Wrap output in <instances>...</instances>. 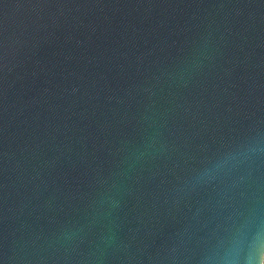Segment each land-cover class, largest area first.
<instances>
[{"label": "water", "instance_id": "obj_1", "mask_svg": "<svg viewBox=\"0 0 264 264\" xmlns=\"http://www.w3.org/2000/svg\"><path fill=\"white\" fill-rule=\"evenodd\" d=\"M264 0H0L2 264H264Z\"/></svg>", "mask_w": 264, "mask_h": 264}, {"label": "clouds", "instance_id": "obj_2", "mask_svg": "<svg viewBox=\"0 0 264 264\" xmlns=\"http://www.w3.org/2000/svg\"><path fill=\"white\" fill-rule=\"evenodd\" d=\"M262 251H264V243H257V245H256V253L259 254ZM225 264H235V261L226 260ZM248 264H258V262L257 261H248Z\"/></svg>", "mask_w": 264, "mask_h": 264}, {"label": "snow or ice", "instance_id": "obj_3", "mask_svg": "<svg viewBox=\"0 0 264 264\" xmlns=\"http://www.w3.org/2000/svg\"><path fill=\"white\" fill-rule=\"evenodd\" d=\"M0 264H2V262H0Z\"/></svg>", "mask_w": 264, "mask_h": 264}]
</instances>
